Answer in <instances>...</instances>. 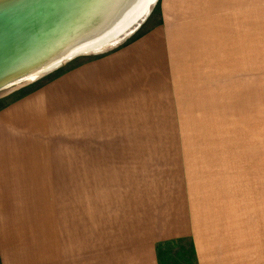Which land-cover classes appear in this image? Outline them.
I'll use <instances>...</instances> for the list:
<instances>
[{
    "label": "crops",
    "instance_id": "crops-1",
    "mask_svg": "<svg viewBox=\"0 0 264 264\" xmlns=\"http://www.w3.org/2000/svg\"><path fill=\"white\" fill-rule=\"evenodd\" d=\"M161 5L160 24L141 37L64 73L0 111V175L12 178V185H31L16 188L21 191H32L35 178L46 177L45 184L55 187L44 190L60 193L57 208L65 205L66 192L81 191L82 176H88V190H95L94 176L102 163L148 159L146 170L139 169L120 184L129 186L123 195L128 201L126 230L112 231L110 222L101 217L104 227L97 231V209L90 200L92 230L84 237L87 244H76L81 221L75 220L74 199L72 236L62 239L63 246L50 255L55 258L42 259L41 264H158L157 245L177 240L190 242L195 264H264L263 181L250 183L243 194L239 183L220 184L211 178L191 182L187 174H175L162 183L149 162L153 145L161 143L159 136H95L83 142L80 135L74 137L82 119L91 122L97 111L144 112L140 104L145 96L173 78L172 41L177 38V25L184 24L176 17L185 15L191 1L163 0ZM225 12L232 31H238L244 46L250 47L264 15V0H220V24ZM82 143L88 145L84 167ZM114 233L119 234L117 242ZM70 239L72 247L67 246Z\"/></svg>",
    "mask_w": 264,
    "mask_h": 264
},
{
    "label": "rangeland",
    "instance_id": "rangeland-1",
    "mask_svg": "<svg viewBox=\"0 0 264 264\" xmlns=\"http://www.w3.org/2000/svg\"><path fill=\"white\" fill-rule=\"evenodd\" d=\"M162 1L151 6L145 23L117 48L160 24ZM190 1L185 15L176 17L184 24L175 29L174 63L170 65L174 76L167 86L162 83L155 94L145 96L140 104L144 112L92 113L94 120L82 119L74 137L80 135L83 142L95 136H159L161 143L153 145L149 162L160 182L187 174L191 182L211 178L220 184L239 183L243 194L250 183L264 182V15L256 39L248 47L239 32L232 31L228 11L220 24V0ZM101 55L76 58L37 81L1 90L0 111ZM87 147L81 144L82 167ZM102 165L94 176L95 190H88V176H82L81 191L74 195L66 192L65 205L60 203L58 208L60 193L44 190L55 187L45 184L46 177L37 176L32 191H21L16 188L31 185H12V178L0 175V264H41L42 259L55 258L50 255L63 246L62 239L72 236L74 199L75 220L81 221L76 244H87L84 237L92 230L88 224L90 200L97 209V231L104 227L101 217L110 222L112 231L126 230L128 201L123 195L129 186L120 184L139 169L143 171L148 159H110ZM113 238L117 242L119 234L114 233ZM67 246L72 247L73 240H68ZM158 264H193L190 242L162 247Z\"/></svg>",
    "mask_w": 264,
    "mask_h": 264
},
{
    "label": "water",
    "instance_id": "water-1",
    "mask_svg": "<svg viewBox=\"0 0 264 264\" xmlns=\"http://www.w3.org/2000/svg\"><path fill=\"white\" fill-rule=\"evenodd\" d=\"M150 1L0 0V91L10 79L38 67L43 66L32 79L17 85L76 58L117 49L145 23L157 0Z\"/></svg>",
    "mask_w": 264,
    "mask_h": 264
},
{
    "label": "bare ground",
    "instance_id": "bare-ground-1",
    "mask_svg": "<svg viewBox=\"0 0 264 264\" xmlns=\"http://www.w3.org/2000/svg\"><path fill=\"white\" fill-rule=\"evenodd\" d=\"M153 1H154V0H151L150 3H149V5H150ZM148 8H149V7H147V9H146V11H145L143 17L146 15ZM143 17H142V19H143ZM45 66H46V65H45ZM41 67H43V66H41ZM41 67H38V68H36V69H34V70H32V71H29V72H27V73H25V74H23V75H21V76H18V77H15V78L10 79V80L6 83V86H4V87H7V88L15 87L18 83L21 82V80H25V79H26V80H29V79H32V77L35 75L34 73L36 72V70H39ZM11 85H12V86H11ZM4 87H3V88H4ZM3 88H2V89H3ZM7 88H5V89H7ZM0 89H1V88H0Z\"/></svg>",
    "mask_w": 264,
    "mask_h": 264
},
{
    "label": "trees",
    "instance_id": "trees-1",
    "mask_svg": "<svg viewBox=\"0 0 264 264\" xmlns=\"http://www.w3.org/2000/svg\"><path fill=\"white\" fill-rule=\"evenodd\" d=\"M184 240H177V241H170V242H167V243H161V244H158L157 247H156V252H157V255L160 251V249L162 247H165L167 245L171 246V245H175V244H178V243H181L183 242ZM190 251H191V247H190ZM193 264H195V259H194V256H193Z\"/></svg>",
    "mask_w": 264,
    "mask_h": 264
}]
</instances>
